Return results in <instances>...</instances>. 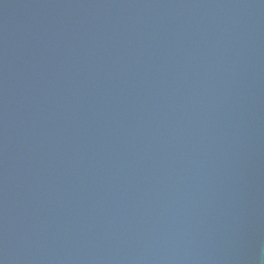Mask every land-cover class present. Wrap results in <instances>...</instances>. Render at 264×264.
<instances>
[{"label":"water","instance_id":"obj_1","mask_svg":"<svg viewBox=\"0 0 264 264\" xmlns=\"http://www.w3.org/2000/svg\"><path fill=\"white\" fill-rule=\"evenodd\" d=\"M0 264H264V0H0Z\"/></svg>","mask_w":264,"mask_h":264}]
</instances>
